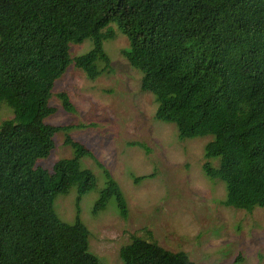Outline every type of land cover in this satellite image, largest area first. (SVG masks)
Segmentation results:
<instances>
[{
    "label": "trees",
    "instance_id": "trees-1",
    "mask_svg": "<svg viewBox=\"0 0 264 264\" xmlns=\"http://www.w3.org/2000/svg\"><path fill=\"white\" fill-rule=\"evenodd\" d=\"M118 34L130 43L126 57L143 74V90L157 101V119L174 125L182 142L213 138L203 170L225 185L223 204L264 208V0H0V109L14 111L0 125V264H102L80 214L82 199L98 187L85 158L105 176L92 211L113 201L129 218L112 172L71 135L65 144L73 158L49 169L41 163L69 128L46 122L57 113L50 105L57 81L72 63L97 77L109 61L105 43ZM87 40L92 49L73 59L71 44ZM61 98L75 113L67 94ZM72 189L78 210L68 224L54 198ZM131 264L197 263L155 241L140 242Z\"/></svg>",
    "mask_w": 264,
    "mask_h": 264
},
{
    "label": "rangeland",
    "instance_id": "rangeland-1",
    "mask_svg": "<svg viewBox=\"0 0 264 264\" xmlns=\"http://www.w3.org/2000/svg\"><path fill=\"white\" fill-rule=\"evenodd\" d=\"M91 49L89 40L73 43L71 56ZM105 51L109 61L100 63L97 77L72 63L57 81L50 101L57 113L46 122L69 128L56 135V148L41 160L49 169L71 158L73 150L65 144L69 134L106 165L123 189L130 209L127 220L113 201L105 211L94 213L105 176L93 159L82 160L98 184L81 202L90 250L102 264H131L140 242L157 241L171 252L189 254L197 264H264V208L249 212L224 205L225 185L204 173V149L213 138L182 142L174 125L157 119V101L143 90V74L128 61L130 43L124 35L106 42ZM62 93L70 98L75 113L65 111ZM13 112L3 106L0 125L13 119ZM130 141L145 144L150 152L130 146ZM137 176L149 178L136 183ZM76 198L74 189L54 198L57 215L68 224L77 217Z\"/></svg>",
    "mask_w": 264,
    "mask_h": 264
}]
</instances>
